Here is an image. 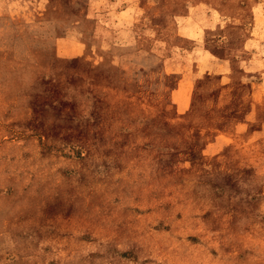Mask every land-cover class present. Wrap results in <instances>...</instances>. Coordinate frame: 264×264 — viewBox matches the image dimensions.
<instances>
[{"label": "rangeland", "instance_id": "374dc122", "mask_svg": "<svg viewBox=\"0 0 264 264\" xmlns=\"http://www.w3.org/2000/svg\"><path fill=\"white\" fill-rule=\"evenodd\" d=\"M0 264H264V0H0Z\"/></svg>", "mask_w": 264, "mask_h": 264}]
</instances>
